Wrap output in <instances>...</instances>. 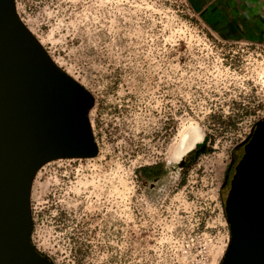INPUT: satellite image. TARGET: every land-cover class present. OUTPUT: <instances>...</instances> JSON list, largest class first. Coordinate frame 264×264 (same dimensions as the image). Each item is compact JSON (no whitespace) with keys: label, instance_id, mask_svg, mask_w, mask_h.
<instances>
[{"label":"rangeland","instance_id":"rangeland-1","mask_svg":"<svg viewBox=\"0 0 264 264\" xmlns=\"http://www.w3.org/2000/svg\"><path fill=\"white\" fill-rule=\"evenodd\" d=\"M16 9L92 94L98 147L38 171L34 245L53 264H221L231 239L222 186L264 118V21L228 22L190 0H16ZM191 126L204 138L178 160Z\"/></svg>","mask_w":264,"mask_h":264},{"label":"water","instance_id":"water-1","mask_svg":"<svg viewBox=\"0 0 264 264\" xmlns=\"http://www.w3.org/2000/svg\"><path fill=\"white\" fill-rule=\"evenodd\" d=\"M92 105L24 24L16 0H0V264H53L31 237L33 182L51 160L98 154ZM225 211L231 239L221 264H264V118L236 165Z\"/></svg>","mask_w":264,"mask_h":264},{"label":"crops","instance_id":"crops-1","mask_svg":"<svg viewBox=\"0 0 264 264\" xmlns=\"http://www.w3.org/2000/svg\"><path fill=\"white\" fill-rule=\"evenodd\" d=\"M190 2L201 12L228 15L231 17L225 18L228 22L233 21V17L236 16L247 18L250 23L264 21V0H190Z\"/></svg>","mask_w":264,"mask_h":264},{"label":"bare ground","instance_id":"bare-ground-1","mask_svg":"<svg viewBox=\"0 0 264 264\" xmlns=\"http://www.w3.org/2000/svg\"><path fill=\"white\" fill-rule=\"evenodd\" d=\"M203 138V133H201L196 126H191L182 133L180 143L175 150V157L178 160H182V158L193 150L195 146L203 140Z\"/></svg>","mask_w":264,"mask_h":264},{"label":"flooded vegetation","instance_id":"flooded-vegetation-1","mask_svg":"<svg viewBox=\"0 0 264 264\" xmlns=\"http://www.w3.org/2000/svg\"><path fill=\"white\" fill-rule=\"evenodd\" d=\"M245 149V144L244 145H240L237 149V156L239 157L238 160L240 159V157L243 155V151ZM235 166H236V157H233L232 163L229 166V172L227 173V179L224 181L222 188L223 189H227V191H229L230 189V184H231V178L235 172ZM233 171V174L230 176V172Z\"/></svg>","mask_w":264,"mask_h":264},{"label":"trees","instance_id":"trees-1","mask_svg":"<svg viewBox=\"0 0 264 264\" xmlns=\"http://www.w3.org/2000/svg\"><path fill=\"white\" fill-rule=\"evenodd\" d=\"M202 147L203 145H200L195 152L198 153Z\"/></svg>","mask_w":264,"mask_h":264}]
</instances>
